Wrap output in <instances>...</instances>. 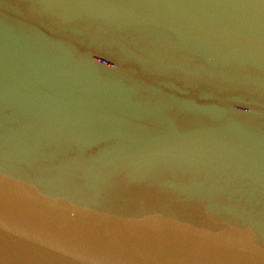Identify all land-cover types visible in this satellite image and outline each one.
Instances as JSON below:
<instances>
[{
	"label": "water",
	"instance_id": "water-1",
	"mask_svg": "<svg viewBox=\"0 0 264 264\" xmlns=\"http://www.w3.org/2000/svg\"><path fill=\"white\" fill-rule=\"evenodd\" d=\"M0 264H264V0H0Z\"/></svg>",
	"mask_w": 264,
	"mask_h": 264
}]
</instances>
